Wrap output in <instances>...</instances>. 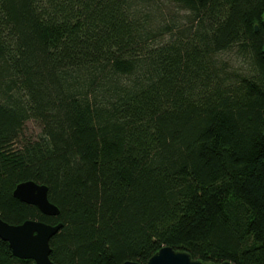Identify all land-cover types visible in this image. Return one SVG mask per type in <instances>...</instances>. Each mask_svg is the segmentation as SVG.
Segmentation results:
<instances>
[{"label": "trees", "instance_id": "obj_1", "mask_svg": "<svg viewBox=\"0 0 264 264\" xmlns=\"http://www.w3.org/2000/svg\"><path fill=\"white\" fill-rule=\"evenodd\" d=\"M150 1L0 0V216L62 223L52 264H264V0ZM0 264L36 263L0 238Z\"/></svg>", "mask_w": 264, "mask_h": 264}, {"label": "water", "instance_id": "obj_2", "mask_svg": "<svg viewBox=\"0 0 264 264\" xmlns=\"http://www.w3.org/2000/svg\"><path fill=\"white\" fill-rule=\"evenodd\" d=\"M258 30V26H256ZM264 53V46L262 48ZM13 195L20 201L37 206L46 215H58L59 207L49 199V188L46 184L34 180L18 183ZM62 228V223L48 224L36 219H27L20 224H11L0 216V238L7 241L13 254L21 259H32L36 264H52L50 241ZM123 264H141L127 260ZM146 264H235L226 260L222 263H206L195 259L185 250H176L164 246L154 253Z\"/></svg>", "mask_w": 264, "mask_h": 264}, {"label": "rangeland", "instance_id": "obj_3", "mask_svg": "<svg viewBox=\"0 0 264 264\" xmlns=\"http://www.w3.org/2000/svg\"><path fill=\"white\" fill-rule=\"evenodd\" d=\"M150 4L156 9L159 14L170 17L171 15L177 17L179 20L186 18L188 10L180 6L179 3L172 0H151ZM224 57L232 64L233 67L239 69L241 72L249 73L253 68L252 59L248 52L231 50L224 54ZM39 128L34 121H29L27 124V133H38Z\"/></svg>", "mask_w": 264, "mask_h": 264}]
</instances>
